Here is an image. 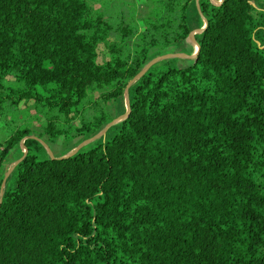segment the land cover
Wrapping results in <instances>:
<instances>
[{
    "label": "trees",
    "instance_id": "obj_1",
    "mask_svg": "<svg viewBox=\"0 0 264 264\" xmlns=\"http://www.w3.org/2000/svg\"><path fill=\"white\" fill-rule=\"evenodd\" d=\"M89 1L0 0V113L33 102L69 123L110 87L79 125L53 115L0 142V264H264V0H148L135 32ZM204 18L193 64H153L125 119L39 158L43 140L75 141L67 154L123 115L129 83L193 54Z\"/></svg>",
    "mask_w": 264,
    "mask_h": 264
},
{
    "label": "rangeland",
    "instance_id": "obj_2",
    "mask_svg": "<svg viewBox=\"0 0 264 264\" xmlns=\"http://www.w3.org/2000/svg\"><path fill=\"white\" fill-rule=\"evenodd\" d=\"M147 1L148 0H90L89 10L90 14L93 16H97L98 13H104L105 16L111 21H116V27H119V23L123 22L125 26L132 27L134 29L133 31L135 32L137 30H142L140 26V19L145 16L146 13H148L149 11ZM253 2H257L259 4L261 3V0H254ZM126 41H130V37L126 38ZM98 51L100 60L110 58V54L105 43H102L99 46ZM177 53H181L182 56L164 58L157 62H161L160 65L162 68L185 67L194 63L193 59L183 56L190 55L187 52ZM96 87L97 91L92 96V98L96 102L92 105L90 97H88L86 104L81 108L77 117L71 119V122L69 123H66V121L68 120V118H71L74 113H72L71 115H67L65 113H60L56 110H48L46 107L38 106L33 102H22L20 106L13 111L5 109L3 112L0 113V142L6 137V135H8L7 133H10L18 125L22 124L31 125L33 128L32 130L34 131V134L32 136L38 137V133L42 131L48 118L53 115H56L59 118L58 124L61 127L65 125V127H68L67 129H70V127L73 128L76 125H79L82 118H89L95 113V108L97 106L100 107L102 105H106L103 98L101 97V94L104 91L109 90L110 87L108 85H96ZM111 105L112 102L110 103V107ZM125 105H127L126 97ZM114 110V108H110L111 114L118 115V117L116 118L122 116V114H119L121 112L118 107H116L115 111ZM72 124H75V126H71ZM74 142L75 141L65 142V138L63 136L58 137V139H56L54 142H51L48 139L46 141L43 140L42 147L38 148L37 150L39 158L51 156L50 150L56 157L64 156L66 149L71 147ZM81 143L82 142H80L79 144ZM79 144H77V146ZM73 150H71L70 152H72Z\"/></svg>",
    "mask_w": 264,
    "mask_h": 264
},
{
    "label": "water",
    "instance_id": "obj_3",
    "mask_svg": "<svg viewBox=\"0 0 264 264\" xmlns=\"http://www.w3.org/2000/svg\"><path fill=\"white\" fill-rule=\"evenodd\" d=\"M221 0H215V2H220ZM204 21H205V25L203 27H201L199 30H193L191 31L190 35H189V39L190 41L193 42V44L195 45L196 47V50L193 54H190V55H183V56H186L190 59H194L196 58V55L198 53V49H199V44L197 41L194 42V34L195 33H199V32H202L206 26H207V19L204 18ZM196 43V44H195ZM177 56H182L181 53H168V54H165V55H161L159 57H156L154 58L153 60H151L142 70L141 72L129 83V85L127 86L126 88V92H125V97H126V102H127V111L122 115L120 116L119 118H116L114 120H112L110 123L107 124V126L101 131L99 132L98 134H96L95 136H93L92 138L88 139V140H85L83 141L81 144H79L77 147L74 148V150L70 153H67L66 155L64 156H61L59 158H62V157H67V156H70L72 154H74L75 152H77L78 150H80L81 148H83L85 145H87L89 142L103 136L104 134H106L107 130L114 124L120 122L121 120L125 119L129 113H130V108H131V105H130V96H129V87L130 85L135 82L136 80H138L153 64H155L157 61L161 60V59H164V58H168V57H177ZM27 138V137H26ZM26 138H24L22 140V147L24 149V156L23 158L25 157V155L27 154V150H25V140ZM50 153H51V157H56L55 155H53V152L50 150ZM22 159H20L19 161H21ZM17 161L11 168H9L8 172L6 173L5 177H4V181H3V184H2V189H1V197L3 196V193H4V187H5V184H6V181H7V178L9 177V175L11 174V172L13 171L15 165L19 162Z\"/></svg>",
    "mask_w": 264,
    "mask_h": 264
},
{
    "label": "crops",
    "instance_id": "obj_4",
    "mask_svg": "<svg viewBox=\"0 0 264 264\" xmlns=\"http://www.w3.org/2000/svg\"><path fill=\"white\" fill-rule=\"evenodd\" d=\"M195 46V45H194ZM195 50H196V47H195ZM73 150V149H72ZM69 153H70V151H69Z\"/></svg>",
    "mask_w": 264,
    "mask_h": 264
}]
</instances>
